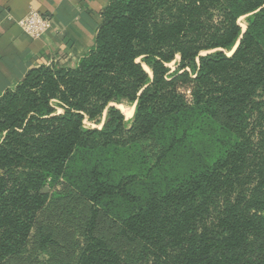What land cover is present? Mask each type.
<instances>
[{
  "label": "trees",
  "instance_id": "1",
  "mask_svg": "<svg viewBox=\"0 0 264 264\" xmlns=\"http://www.w3.org/2000/svg\"><path fill=\"white\" fill-rule=\"evenodd\" d=\"M30 244L43 264H264V0H110L89 51L4 92L0 264Z\"/></svg>",
  "mask_w": 264,
  "mask_h": 264
},
{
  "label": "crops",
  "instance_id": "2",
  "mask_svg": "<svg viewBox=\"0 0 264 264\" xmlns=\"http://www.w3.org/2000/svg\"><path fill=\"white\" fill-rule=\"evenodd\" d=\"M109 1L0 0V97L31 69L57 61L76 62L89 51ZM30 10L52 21L48 32L37 40L17 25Z\"/></svg>",
  "mask_w": 264,
  "mask_h": 264
},
{
  "label": "rangeland",
  "instance_id": "3",
  "mask_svg": "<svg viewBox=\"0 0 264 264\" xmlns=\"http://www.w3.org/2000/svg\"><path fill=\"white\" fill-rule=\"evenodd\" d=\"M239 24L240 26L245 29V19L244 18H240L239 19ZM228 55H231V53H228ZM173 69V66L172 64L170 65ZM189 93L186 94L187 98H189ZM115 106L118 110H129L132 105L124 102V103H121V104H116V105H113ZM119 107H122L119 108ZM125 107V108H124ZM121 113L123 114V112L121 111ZM124 116V114H123ZM105 118V114L103 115V119ZM125 122L126 124L128 125L129 122L131 121V119H127L125 116ZM102 119V121H103ZM84 125L88 128H95L96 125L94 124H90L88 122H85ZM101 126H97V128H100ZM143 146H145V149H146V152L149 154H153L155 152V147L153 146L152 143H150L149 141H143ZM56 193L58 194H64L66 191H64V189L61 187V186H57L54 190ZM39 221L49 227V228H53V227H56V226H59V223L58 221L56 220H51V209L48 208L47 210H45L43 213H41L39 215ZM71 236H70V239L71 240H74L75 242L79 243L81 242L79 236L73 232V231H69ZM114 247L116 248V250L120 253L121 257L124 259V258H134L135 256H137V252L139 250V247L137 244L135 243H128V242H125V241H121V240H117V242L115 243ZM25 257L27 258V260L34 264V263H45L46 259H47V253L46 251L42 252V251H38L36 248L32 247L31 244L28 246V249L26 250L25 252ZM125 260V259H124Z\"/></svg>",
  "mask_w": 264,
  "mask_h": 264
},
{
  "label": "built area",
  "instance_id": "4",
  "mask_svg": "<svg viewBox=\"0 0 264 264\" xmlns=\"http://www.w3.org/2000/svg\"><path fill=\"white\" fill-rule=\"evenodd\" d=\"M51 18L30 10L17 25L23 34L31 39H40L51 28Z\"/></svg>",
  "mask_w": 264,
  "mask_h": 264
},
{
  "label": "bare ground",
  "instance_id": "5",
  "mask_svg": "<svg viewBox=\"0 0 264 264\" xmlns=\"http://www.w3.org/2000/svg\"><path fill=\"white\" fill-rule=\"evenodd\" d=\"M122 109V107H119ZM125 108V107H124ZM124 114V116L128 119H131L133 117L134 114V106H132L129 110H121Z\"/></svg>",
  "mask_w": 264,
  "mask_h": 264
},
{
  "label": "water",
  "instance_id": "6",
  "mask_svg": "<svg viewBox=\"0 0 264 264\" xmlns=\"http://www.w3.org/2000/svg\"><path fill=\"white\" fill-rule=\"evenodd\" d=\"M47 189L45 188L44 191H46Z\"/></svg>",
  "mask_w": 264,
  "mask_h": 264
}]
</instances>
